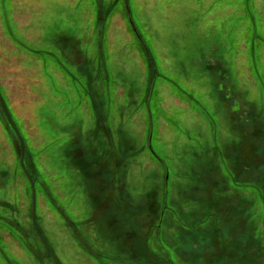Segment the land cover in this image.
Returning a JSON list of instances; mask_svg holds the SVG:
<instances>
[{
  "label": "rangeland",
  "instance_id": "rangeland-1",
  "mask_svg": "<svg viewBox=\"0 0 264 264\" xmlns=\"http://www.w3.org/2000/svg\"><path fill=\"white\" fill-rule=\"evenodd\" d=\"M0 93L60 264H264V0H0ZM17 144L0 264H54Z\"/></svg>",
  "mask_w": 264,
  "mask_h": 264
},
{
  "label": "water",
  "instance_id": "water-1",
  "mask_svg": "<svg viewBox=\"0 0 264 264\" xmlns=\"http://www.w3.org/2000/svg\"><path fill=\"white\" fill-rule=\"evenodd\" d=\"M0 107L2 109V112L4 114V117L7 121V123L9 124V126L11 127V129L14 131V134L17 138V141H18V144L19 145V151H20V156H19V162H20V166L23 170V172L25 173L26 177L28 178L29 180V183L31 184L30 187H31V223L33 225V228L36 232V234L38 235L40 241L42 242L45 250H47V252L49 253L51 259L53 260L54 264H60L59 261L57 260V258L55 257L54 253L52 252V250L49 248L48 244L46 243V241L44 240V238L41 236L40 232L38 231V228L36 226V197H35V189H34V184H33V181L30 179V176L28 175V173L26 172L25 170V167H24V163H23V158H24V143H23V140H22V137L19 133V131L17 130L16 126L14 125L11 117H10V114L8 112V109L6 107V104H5V101L0 93Z\"/></svg>",
  "mask_w": 264,
  "mask_h": 264
},
{
  "label": "trees",
  "instance_id": "trees-1",
  "mask_svg": "<svg viewBox=\"0 0 264 264\" xmlns=\"http://www.w3.org/2000/svg\"><path fill=\"white\" fill-rule=\"evenodd\" d=\"M2 110V109H1ZM2 114H3V112H2ZM3 116H4V114H3ZM5 118V117H4ZM6 120V119H5ZM7 122V121H6ZM9 125V124H8ZM11 128V127H10ZM20 152V151H19Z\"/></svg>",
  "mask_w": 264,
  "mask_h": 264
}]
</instances>
